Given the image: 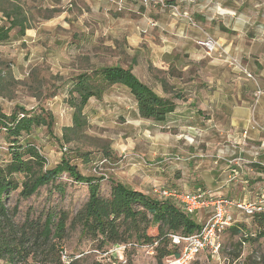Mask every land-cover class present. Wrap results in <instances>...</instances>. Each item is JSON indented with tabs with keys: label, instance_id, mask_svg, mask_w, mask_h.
<instances>
[{
	"label": "rangeland",
	"instance_id": "rangeland-1",
	"mask_svg": "<svg viewBox=\"0 0 264 264\" xmlns=\"http://www.w3.org/2000/svg\"><path fill=\"white\" fill-rule=\"evenodd\" d=\"M0 8H21L28 26L24 36L16 28L0 42V108L7 114L25 107L52 115V130L40 127L28 137L46 158L47 168L69 159L84 176L103 179L100 195L105 198L111 194V181L152 198L161 189L193 193L201 188L251 201L262 195L264 176L258 173L264 175L263 141L218 131L241 125L210 119L208 110L199 113L188 102L190 85H215L212 81L224 79L231 91L236 85L244 95L249 83L256 97L262 95L264 78L255 75L263 68L264 0H0ZM1 26H9L2 13ZM207 37L221 45L211 55L198 44ZM116 64L133 66L136 76L161 97L183 95L175 100L182 114L175 112L165 122L142 119L129 90L115 85L102 98L90 99L80 133L66 132L73 126L74 78ZM257 129L264 134V125ZM9 147L2 129L0 167L10 161ZM88 199V185L68 175L26 200L19 191L11 194L6 204L10 210L18 208L19 225L27 218L44 221L51 212L56 222L66 215L60 250L46 255L41 244L30 243L35 255L28 264H60L59 257L63 264H164L165 259L159 263L157 258V244L132 238L100 249L99 239L83 237L79 215ZM192 218L200 223L196 214ZM237 221L245 224L242 234L226 231L218 252H204L191 264H264L258 227L251 218Z\"/></svg>",
	"mask_w": 264,
	"mask_h": 264
},
{
	"label": "trees",
	"instance_id": "trees-1",
	"mask_svg": "<svg viewBox=\"0 0 264 264\" xmlns=\"http://www.w3.org/2000/svg\"><path fill=\"white\" fill-rule=\"evenodd\" d=\"M0 13L7 19L9 26L0 27V42L7 41L10 33L19 28L24 36L28 26L24 23L21 8L8 12L0 8ZM115 85L126 87L136 101L140 117L154 122H165L168 115L177 109L176 99L159 96L153 88L140 80L134 73L133 66L120 64L91 69L76 76L70 89L73 126L66 132L80 133L85 125L84 109L91 98L100 99L104 92ZM166 91L168 85L162 82ZM54 118L45 109L40 112L17 107L12 114L0 108V130L6 132L10 141V161L0 167V261L6 264H28L35 251L30 243L41 244V252L46 255L60 250V242L66 233V215L56 222L55 214L48 213L44 221H30L29 218L19 225L15 218L18 208L10 210L6 201L13 192L19 191L22 199H29L46 186L54 184L63 175L77 183H84L89 188V199L80 212L79 222L82 236L91 235L100 240V249L107 245L125 244L135 238L138 243L155 245L159 263L167 257L177 254L172 246L171 235H192L200 225L177 203L171 200L160 201L145 193L129 188L121 183L112 182L111 194L105 198L100 195V181L84 176L78 167L67 158L54 168L46 167V158L28 137L40 127L52 130ZM17 177H22L20 181ZM259 231L257 239H264V215L253 217ZM244 223H236L230 231L242 234ZM247 241V237L245 238ZM38 252V251H36ZM60 264L61 257H59ZM69 264H77L70 261ZM102 264V263H95Z\"/></svg>",
	"mask_w": 264,
	"mask_h": 264
},
{
	"label": "built area",
	"instance_id": "built-area-1",
	"mask_svg": "<svg viewBox=\"0 0 264 264\" xmlns=\"http://www.w3.org/2000/svg\"><path fill=\"white\" fill-rule=\"evenodd\" d=\"M163 4L164 0H156ZM208 55L217 52L221 45L213 37L198 43ZM160 201L171 200L189 215L206 213V219L199 223L200 228L192 235H171L172 246L177 254L167 257L164 264H191L202 253H216L220 249L223 234L238 222V217L251 218L264 215V191L256 201L239 200L218 196L212 190L197 189L193 193L176 190H155Z\"/></svg>",
	"mask_w": 264,
	"mask_h": 264
},
{
	"label": "crops",
	"instance_id": "crops-1",
	"mask_svg": "<svg viewBox=\"0 0 264 264\" xmlns=\"http://www.w3.org/2000/svg\"><path fill=\"white\" fill-rule=\"evenodd\" d=\"M261 64H263V68L255 76H262L264 78V59L261 60ZM192 83L194 81L189 84ZM212 83L215 85H203L204 83L190 85L189 88L193 90L191 89L192 96L189 98L188 103L191 105L196 104L199 113L200 110H208V115L211 116L210 119L227 118L232 120L233 123L237 121V125H241V127L229 129L219 128L218 131L221 130L231 136L241 135L242 137H248L253 141L261 140L264 143V134L257 129L259 126L264 125V92L262 95L256 97L255 89L251 87H249L250 89L247 88L249 86L248 83L245 85L246 89L243 95L237 90L236 85H233L234 90L231 91V84L225 79L223 81H212ZM238 101L241 102L240 106H236ZM233 103L235 106L232 107ZM182 111V108L177 106L175 112L181 115ZM175 112L168 115L167 119L169 116L175 114ZM239 117H242L241 123H238ZM258 175L264 176L262 173H258ZM197 219L199 222L206 219V213L201 211L197 214Z\"/></svg>",
	"mask_w": 264,
	"mask_h": 264
}]
</instances>
